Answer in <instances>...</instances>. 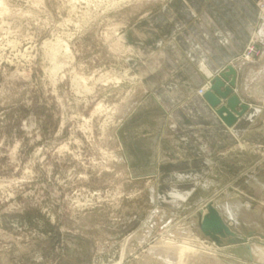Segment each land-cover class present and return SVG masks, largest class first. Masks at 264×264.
<instances>
[{
	"label": "rangeland",
	"instance_id": "374dc122",
	"mask_svg": "<svg viewBox=\"0 0 264 264\" xmlns=\"http://www.w3.org/2000/svg\"><path fill=\"white\" fill-rule=\"evenodd\" d=\"M172 1L0 0V264H165L150 249L179 255L188 228L211 250L180 264H264V0L238 63L263 112L194 164L187 112L156 103L128 39ZM209 201L240 244L200 233Z\"/></svg>",
	"mask_w": 264,
	"mask_h": 264
},
{
	"label": "crops",
	"instance_id": "0c3cea01",
	"mask_svg": "<svg viewBox=\"0 0 264 264\" xmlns=\"http://www.w3.org/2000/svg\"><path fill=\"white\" fill-rule=\"evenodd\" d=\"M256 10L251 0H174L128 32L135 50L144 57L151 53L138 73L156 103L174 113L187 112L192 131L183 150L194 156L193 164L203 157L216 162L235 149L263 112L243 95L247 69L238 67L256 25ZM229 65L238 70L235 94L249 107L237 130L228 128L199 95Z\"/></svg>",
	"mask_w": 264,
	"mask_h": 264
},
{
	"label": "water",
	"instance_id": "95a60500",
	"mask_svg": "<svg viewBox=\"0 0 264 264\" xmlns=\"http://www.w3.org/2000/svg\"><path fill=\"white\" fill-rule=\"evenodd\" d=\"M237 79V69L229 65L211 80V87L203 96L204 101L229 128L234 127L238 120L249 111V107L243 104L235 94ZM200 215L199 229L205 238L210 239L219 247L241 243L213 201L207 202L206 212L200 210ZM247 241L248 238L244 239V242Z\"/></svg>",
	"mask_w": 264,
	"mask_h": 264
},
{
	"label": "bare ground",
	"instance_id": "6f19581e",
	"mask_svg": "<svg viewBox=\"0 0 264 264\" xmlns=\"http://www.w3.org/2000/svg\"><path fill=\"white\" fill-rule=\"evenodd\" d=\"M252 49V48H251ZM247 55H248V53H247ZM246 59V58H245ZM234 66V65H233ZM210 87H211V81L202 89V91H201V93L199 92V95L202 97V99L204 100V98H203V96H204V94L210 89ZM198 93V92H197ZM243 103V102H242ZM208 105V104H207ZM209 106V105H208ZM246 116V114L243 116V117H245ZM243 117H241L239 120H241ZM238 120V121H239ZM229 128V127H228ZM235 126L234 127H232V128H230V129H233V130H235ZM236 130H237V128H236ZM240 143V142H239ZM177 197H179V195H177ZM180 198H181V196H180ZM207 204V203H206ZM206 204L204 205V207H203V211H204V213L206 212ZM194 217V216H193ZM184 231V235L185 236H187L186 238V241H184V243L185 242H187V240L189 241V242H192L194 245L193 246H189V244L187 245L188 246V248H184V247H182V248H184V249H180V248H178V249H180V250H178V249H176V250H178L179 252H178V254L179 255H173L172 253H171V250L173 251L175 248H177V247H173L172 245H176V243H173V242H171V241H167V237H165L164 236V243L163 244H165L164 246H166L165 248L166 249H164V246L162 245V250H151L150 249V252H151V254H155L156 256H158V258H162L161 260H163L164 262L163 263H165V264H180V261L179 260H182L183 258H181L182 256H184V258H185V253L186 252H198V251H200V250H202V251H210L211 250V248L210 247H208V246H204V244L203 243H201L200 242V240L194 235V233L191 231V229H184L183 230ZM182 233V232H181ZM201 233V232H200ZM166 234V233H165ZM163 235V234H162ZM173 239V238H172ZM249 242H250V239H249ZM183 243V244H184ZM142 245V244H141ZM182 245V244H181ZM179 246V245H178ZM184 246V245H183ZM213 246V245H212ZM217 247V246H216ZM160 248V247H159ZM219 248V247H218ZM220 249H226V247H223V248H220ZM212 250H214V249H212ZM259 251L260 252H262L263 250H262V248L261 247H259ZM215 252V251H214ZM177 256H180V258L179 257H177ZM157 260V259H156ZM183 261V260H182ZM183 264H184V262H182Z\"/></svg>",
	"mask_w": 264,
	"mask_h": 264
},
{
	"label": "built area",
	"instance_id": "2783aa9c",
	"mask_svg": "<svg viewBox=\"0 0 264 264\" xmlns=\"http://www.w3.org/2000/svg\"><path fill=\"white\" fill-rule=\"evenodd\" d=\"M248 49H250V48H248ZM253 51H254V49H253V47H252V49L248 50V55L252 54ZM248 55H247V56H248ZM201 91H202V89H201L199 92L201 93Z\"/></svg>",
	"mask_w": 264,
	"mask_h": 264
}]
</instances>
